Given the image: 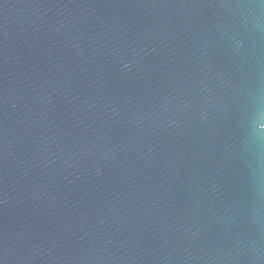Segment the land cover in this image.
I'll return each instance as SVG.
<instances>
[{
    "label": "water",
    "instance_id": "1",
    "mask_svg": "<svg viewBox=\"0 0 264 264\" xmlns=\"http://www.w3.org/2000/svg\"><path fill=\"white\" fill-rule=\"evenodd\" d=\"M0 264H264V0H0Z\"/></svg>",
    "mask_w": 264,
    "mask_h": 264
}]
</instances>
